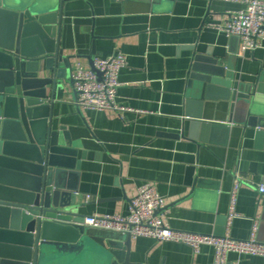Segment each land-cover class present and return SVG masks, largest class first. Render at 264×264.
I'll use <instances>...</instances> for the list:
<instances>
[{
  "label": "crops",
  "instance_id": "1",
  "mask_svg": "<svg viewBox=\"0 0 264 264\" xmlns=\"http://www.w3.org/2000/svg\"><path fill=\"white\" fill-rule=\"evenodd\" d=\"M244 6L243 0L65 2L60 47L73 73L78 63L92 68L98 57H128L116 98L126 110L80 109L66 80L53 100V127L62 140L69 134L80 161L64 183L75 185L86 216L128 215L139 185L150 181L165 199L160 214L172 228L221 235L241 176L231 235L248 239L258 220L264 242V136L231 121L228 103L207 100L190 85L197 56L217 60L240 84L264 83V42L243 51L240 37L219 28ZM213 94L219 99L223 91ZM206 121L229 129L205 130ZM131 255L142 264H213L215 250L204 245L196 253L184 243L132 236ZM225 264H264V257L232 252Z\"/></svg>",
  "mask_w": 264,
  "mask_h": 264
},
{
  "label": "water",
  "instance_id": "2",
  "mask_svg": "<svg viewBox=\"0 0 264 264\" xmlns=\"http://www.w3.org/2000/svg\"><path fill=\"white\" fill-rule=\"evenodd\" d=\"M66 1L0 0V264H142L132 260V235L84 224L76 187L64 183L80 166L69 134L62 140L53 127V100L64 80L74 82L60 47ZM190 85L264 136V83L240 84L217 60L197 56Z\"/></svg>",
  "mask_w": 264,
  "mask_h": 264
},
{
  "label": "built area",
  "instance_id": "3",
  "mask_svg": "<svg viewBox=\"0 0 264 264\" xmlns=\"http://www.w3.org/2000/svg\"><path fill=\"white\" fill-rule=\"evenodd\" d=\"M242 9L230 13L225 25L219 28L228 35L242 39L243 51L261 47L264 42V0H243ZM128 64L125 53L94 61L93 68L78 63L75 67L72 88L77 92L76 103L85 109H114L122 112L127 107L117 103V93L122 85L120 71ZM241 176H236L231 191L226 231L222 235L202 234L172 228L160 212L166 202L155 183L147 181L139 185L136 196L131 201L128 215L103 214L86 216L84 224L90 227L130 234L133 237H148L157 241H172L190 246L194 252H200L204 245L214 247L213 264H225L232 252L264 257V242L258 239L259 223L256 220L248 239H236L231 235V226L239 215L237 211ZM264 193V184L260 187Z\"/></svg>",
  "mask_w": 264,
  "mask_h": 264
}]
</instances>
